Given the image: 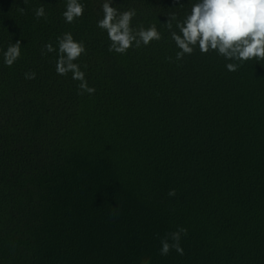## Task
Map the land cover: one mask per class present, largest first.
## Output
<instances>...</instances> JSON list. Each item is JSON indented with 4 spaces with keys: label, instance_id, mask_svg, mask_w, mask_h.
I'll return each mask as SVG.
<instances>
[{
    "label": "trees",
    "instance_id": "trees-1",
    "mask_svg": "<svg viewBox=\"0 0 264 264\" xmlns=\"http://www.w3.org/2000/svg\"><path fill=\"white\" fill-rule=\"evenodd\" d=\"M80 2L69 24L67 0H0V264H264V60L177 61L165 24L197 0H112L162 39L110 52L104 0ZM66 32L92 95L56 72ZM180 227L183 255H161Z\"/></svg>",
    "mask_w": 264,
    "mask_h": 264
},
{
    "label": "clouds",
    "instance_id": "clouds-1",
    "mask_svg": "<svg viewBox=\"0 0 264 264\" xmlns=\"http://www.w3.org/2000/svg\"><path fill=\"white\" fill-rule=\"evenodd\" d=\"M111 4L112 0H104L101 5L103 18L97 22V27L104 30L110 40V52L126 54L133 46L140 48L162 39L155 24L147 28L143 25L132 27V21L137 15L134 8L121 12ZM84 11L85 5L80 0H67L66 10L62 15L65 22L70 24L82 17ZM35 17L47 18L44 6L35 9ZM173 22L178 31L173 30ZM165 26L179 49L175 57L177 61L182 60L186 54L191 55L197 46L202 54L216 51L226 60L233 61L225 65L229 72L237 71L249 60H264V0H197L183 20H178L173 14ZM57 44L58 52L51 42L44 45L46 53L57 52V74L65 76L72 73V79L80 82L78 95L94 94L95 88L88 85L85 72L76 63L82 54H86L85 44L77 42L70 32L57 37ZM20 57V41L10 43L3 52L4 63L8 67ZM168 60L171 62L172 58L168 57ZM25 78L35 79L36 73H25ZM168 195L174 197L175 189L170 190ZM182 234L186 235L187 229L180 227L169 234L171 243L168 237L162 239L160 254L168 255L170 250H175L183 255L180 244Z\"/></svg>",
    "mask_w": 264,
    "mask_h": 264
}]
</instances>
